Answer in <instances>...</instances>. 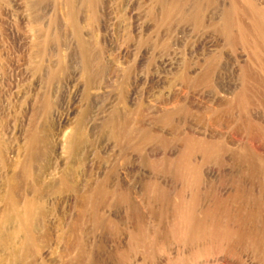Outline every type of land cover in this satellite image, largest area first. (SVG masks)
Instances as JSON below:
<instances>
[{
	"label": "rangeland",
	"instance_id": "obj_1",
	"mask_svg": "<svg viewBox=\"0 0 264 264\" xmlns=\"http://www.w3.org/2000/svg\"><path fill=\"white\" fill-rule=\"evenodd\" d=\"M0 1L1 264H264V0H176L169 15L175 0H75L89 73L67 0H32L34 27ZM114 111L129 138L112 136ZM9 179L40 210L27 263Z\"/></svg>",
	"mask_w": 264,
	"mask_h": 264
},
{
	"label": "bare ground",
	"instance_id": "obj_2",
	"mask_svg": "<svg viewBox=\"0 0 264 264\" xmlns=\"http://www.w3.org/2000/svg\"><path fill=\"white\" fill-rule=\"evenodd\" d=\"M91 1L92 0H87V2H91ZM0 2L2 3V1H0ZM1 3H0V9L3 8ZM67 3H68V7H69L68 17H69V20L72 23V25L75 27V30L77 31L78 40H79V46H80V50H81V53H82V56H83L82 70H83L84 73H89V70H90L89 50H88L87 43L84 40V38L82 37V35L80 33V28H79V26H78V24L76 22V18H75L76 17V11H75L76 3H75V0H67ZM178 5H179V2L175 0L169 7L164 9L165 10L164 11V15H169L172 11H174V9L176 7H178ZM15 8H22L23 12H24L23 17L26 16L27 23L30 26L34 27V20L35 19L33 20V18H32V10H33L32 9V0H15L14 4L12 6L11 5H7L6 6V9H7L6 10V14L9 15L8 13L10 12V10L12 11L11 13L14 14ZM259 26H260V24H259V21L257 20L255 22V25H254L255 30H258ZM47 67H48V70H51V77L48 76L49 77L48 80L57 79L60 76V73L61 72L63 73V70L65 69L64 66L61 65V63H59L58 65L49 64ZM127 78H126V80H127ZM127 97H128L127 86H125L124 83H123V85H121V87L119 88V98L122 99V100H126ZM41 101H42V103L44 105L43 106L44 110L47 111V109L50 108V104H49V101L47 100V96L43 97L41 99ZM58 103L60 104V101ZM119 114H120L119 112L114 111V113L112 114L111 118L108 121V125L112 129V136L117 141L118 140H122V138H125V139L129 138V136L131 135V131H132L131 130L132 126H130L131 123H129L126 120L127 119V114H124L125 116L124 115H119ZM136 114H140V108L139 109L137 108ZM117 116L121 117V119H120L121 121L119 123H116V121H115V120H117V119H115V117L117 118ZM87 118H88V112L86 110L79 116V118L77 120V123H76V126H75V132L69 138L68 152H69L70 155H73L75 153V151L77 150L79 145H82L84 142L87 141L86 129L89 128L88 126L86 127V124H87L86 119ZM140 125H141V120H140V117L137 116V126L140 127ZM140 128H139V130H140ZM138 136L137 137L140 138L141 135H138ZM37 141L41 142L40 138H38V137L36 138L34 136V134L29 135L28 142L26 143V146H25V150H26L25 163L28 162L29 153L33 150V147L35 146ZM2 149L4 151L5 148H2ZM15 184H16V180L15 179H9L8 180V185H9V187L11 189V192L8 193V197L10 199L8 201V209L12 211V213L14 215V218L18 222V228H17L16 234L17 235H22L24 238H23V242H22V246H21V250H23L22 256L19 255L20 250H18L17 254L13 258H15L14 260L16 262L20 263V262L24 261L25 263H27L26 261L28 260V258L32 256L31 253H33L35 251V246H38V245H36L37 242H38V238L35 236L34 230L36 228V220H37V216H38V213L40 212V210L37 207L36 203L34 201L30 200V199L25 201L22 210L19 208V205H20L19 200H17L18 201V204H17V203H15L16 200L13 199V195L15 194L14 193ZM61 185H62L63 189L75 191L77 193L80 192L79 184L76 182V180H74L70 170H67L63 174V176L61 178ZM80 208H81V210L85 209L83 207V205H81ZM77 219H78V217H77ZM73 224H75V223H73ZM60 231H61V233L57 236V241L66 240L65 233L63 232V229L61 228ZM52 239H53L52 234H49L48 240L52 241ZM80 240H81V238H80ZM67 246H68V243H67ZM69 246H70V244H69ZM79 246L81 247V251L86 252L85 251V248H86L85 246H84L85 248L83 246H81V244H79ZM76 248H78V247H76ZM40 251H42V250L38 249L37 250V254H38V252L40 253ZM38 256H39V254L37 255V257ZM31 258H33V256ZM83 259H84V257H83ZM45 261H43V263H41V264H47L48 263V262L46 263ZM77 262H80V260L79 261L77 260ZM33 264H36V263H33ZM49 264H57V263L51 261V262H49ZM81 264H83V263H81Z\"/></svg>",
	"mask_w": 264,
	"mask_h": 264
}]
</instances>
